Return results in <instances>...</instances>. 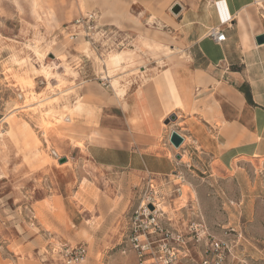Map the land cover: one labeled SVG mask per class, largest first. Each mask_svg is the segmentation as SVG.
<instances>
[{
  "label": "rangeland",
  "instance_id": "1",
  "mask_svg": "<svg viewBox=\"0 0 264 264\" xmlns=\"http://www.w3.org/2000/svg\"><path fill=\"white\" fill-rule=\"evenodd\" d=\"M98 1L86 8L83 0H0V167H11L14 173L20 167L26 171L25 198L0 202V264H42V259L51 255L62 257L65 245L87 247L88 259L79 264H140L130 242V218L153 198L165 226L186 236L190 258L180 264H201L211 239L223 242L224 264H264V157L244 161L238 165L242 170L235 167L234 174L219 173L215 168L214 177L209 179L204 167L186 166L187 171L194 173H176L178 177L170 179L173 199L177 198L176 206L173 205L175 215H171L170 205L165 202L167 192L156 186L154 178L121 172L110 177L109 185L104 176L101 180L97 170L92 169L95 166L89 162L87 146L100 136L99 120L108 105L103 94L113 96L112 82L118 81V92L123 80L119 77L138 73V67L144 65L141 60L123 69L107 70L103 61L123 51L132 52L139 60L140 55L150 51L139 40L138 44L132 41L136 48L126 46L97 57L90 49L85 53L83 43L87 41H70L67 23L80 12L92 9L104 13V22L124 28L106 11L121 14L126 8L116 7V0H101L103 10L96 4ZM36 50H41L46 58L37 56ZM42 64H46L51 82ZM94 70L100 73L98 78L93 75ZM81 71L85 73L82 76ZM102 78L106 80L101 82ZM98 83H106L111 93L96 89ZM115 98L116 95L111 102H116ZM105 126L116 128V118L109 119ZM163 127L169 125L164 122ZM60 156L68 161L60 164ZM184 162L188 163V159ZM65 164L70 172L58 170ZM43 167L55 168L51 173L52 186L44 181L40 187L27 174ZM73 173L80 180L77 189L71 185ZM11 190V186L4 189ZM75 190L80 193L72 195ZM57 194L67 200L72 196L78 203L91 200L99 206V212L84 222L73 205L67 219L57 203H38ZM86 208L93 211L90 202ZM46 214L55 217V229L50 225L54 221ZM166 214L173 220H168ZM48 231L57 237H50ZM101 242L104 252L98 247ZM64 263L67 264L65 260Z\"/></svg>",
  "mask_w": 264,
  "mask_h": 264
},
{
  "label": "crops",
  "instance_id": "2",
  "mask_svg": "<svg viewBox=\"0 0 264 264\" xmlns=\"http://www.w3.org/2000/svg\"><path fill=\"white\" fill-rule=\"evenodd\" d=\"M102 3L99 0L96 4L101 7ZM117 5H123L127 14L116 21L135 43L145 38V29L160 31L165 36L157 40L160 50L150 49L139 56L138 61L143 60L144 65L138 67V73L119 77L123 78L119 80V90L126 91L123 98L111 102L115 91L113 96L103 94L108 105L99 120L100 136L87 146L89 162L95 166L92 169L97 170L98 178L102 180L104 176L109 185L110 177L121 172L154 178L156 186L167 192L165 202L170 205L171 215H175L173 205L176 206L177 198L173 199L170 179L178 177L176 173H194L187 171L186 166L204 167L209 179L214 177L215 168L219 173L234 174L235 167L242 170L238 165L244 161L264 157V44L258 45L256 41L264 35V0H116ZM176 5L181 7L179 14L172 12ZM94 10L104 15L98 9L91 11ZM220 26L226 42L218 44L209 32ZM148 39L153 46L152 36ZM99 74L93 71L97 78ZM106 85L98 83L95 88L111 93ZM173 115L176 121L164 128V122ZM115 118L116 128L105 126ZM173 131L185 139L179 150L170 143ZM186 158L188 163L184 162ZM66 165L58 170L70 172ZM54 169L43 167L27 174L40 187L44 181L52 186ZM25 176V167L16 173L11 167H0V202L25 198ZM70 181L77 189L80 180L74 173ZM9 186L13 190L4 191ZM78 193L75 190L72 195ZM46 200L61 206L67 219L72 205L78 208L84 222L91 221L99 212V206L91 200L88 203L93 211L86 208L87 202L78 203L72 196L67 200L64 195H50L38 203ZM47 217L54 221L50 225L55 229V217ZM98 247L105 251L102 242ZM10 255L16 263L15 256ZM63 263L59 254L42 259V264Z\"/></svg>",
  "mask_w": 264,
  "mask_h": 264
},
{
  "label": "built area",
  "instance_id": "3",
  "mask_svg": "<svg viewBox=\"0 0 264 264\" xmlns=\"http://www.w3.org/2000/svg\"><path fill=\"white\" fill-rule=\"evenodd\" d=\"M66 31L70 41H87L91 53L97 57H103L114 50H123L126 46H131L133 41L121 28L105 23L101 13L96 10L82 13L66 27ZM209 37L218 44L226 42V34L221 26L211 29ZM103 80L106 79H100L101 82ZM150 184V188L154 190L152 182ZM150 204L154 210L148 208ZM130 222V242L140 264H180L190 258L186 236L165 226L156 199H149L146 204H142L130 218ZM194 238H198L197 233ZM61 254L67 264H79L87 257L88 249L85 245H65ZM224 254L223 242L211 239L206 244L201 264H224Z\"/></svg>",
  "mask_w": 264,
  "mask_h": 264
},
{
  "label": "bare ground",
  "instance_id": "4",
  "mask_svg": "<svg viewBox=\"0 0 264 264\" xmlns=\"http://www.w3.org/2000/svg\"><path fill=\"white\" fill-rule=\"evenodd\" d=\"M93 1H95V0H83V2L86 4V5H83L84 7H86V8H90V4H91V2H93ZM104 1H106V0H104ZM116 6V5H115ZM106 14H109V15H112V16H114L115 18H116V20H118V18H120V16L122 17V16H124V15H126L127 14V11H125L124 13H122L121 12V14L120 13H116V11L114 10V11H112L111 9L110 10H108V11H106ZM117 16V17H116ZM115 20V21H116ZM117 22V21H116ZM145 38L142 40L143 41V43L147 46V47H149L150 49H154V50H160L161 49V45L158 43V41L157 40H159L160 39V37L161 36H165L164 34H162V32H160V31H151V30H149V29H146L145 31ZM152 36V39H153V46L152 45H150V43H149V36ZM171 40V39H170ZM172 41V40H171ZM83 45L85 46V49H86V51H85V53H87L88 51V49H89V43L88 42H84L83 43ZM80 47V46H79ZM90 51V50H89ZM36 54H37V56H39V57H43V59H45L46 58V54H42V51L41 50H36ZM169 54H170V52H169ZM166 55H168V54H166ZM261 57V56H260ZM263 57V56H262ZM261 57V58H262ZM136 61H138V58H136V56L132 53V52H130V51H123V52H119V53H116V54H113V55H111L106 61H103V63H104V65L106 66V68H107V70L109 69V68H118V67H120L121 69H123V68H126L127 66H129V65H131V64H134ZM42 62V61H41ZM264 64V63H263ZM125 65H126V67H125ZM41 67H42V70H43V72L45 73V75H46V77H47V79L49 80L50 79V75L46 72V64H42L41 65ZM114 71V70H113ZM264 71V70H263ZM112 72V71H111ZM108 78V77H107ZM21 81V80H20ZM24 81V80H23ZM50 82L52 81V80H49ZM50 82H49V85H50ZM116 82L118 83V81H116V80H114L113 82H112V88L115 90V92H116V98L117 99H119L120 97H123L124 96V94H125V92L123 91V90H119L118 92H117V90H116ZM139 96V95H138ZM115 98V99H116ZM79 109L81 108V106H79L78 107ZM147 109V108H146ZM146 112V111H145ZM146 114H147V112H146ZM145 114V115H146ZM148 116V115H147ZM2 136H3V134H2ZM1 139V138H0ZM160 209H161V207H160ZM164 212V211H163Z\"/></svg>",
  "mask_w": 264,
  "mask_h": 264
},
{
  "label": "water",
  "instance_id": "5",
  "mask_svg": "<svg viewBox=\"0 0 264 264\" xmlns=\"http://www.w3.org/2000/svg\"><path fill=\"white\" fill-rule=\"evenodd\" d=\"M181 11V7L179 5H176L175 7H173L172 12L174 14H179ZM257 44L258 45H263L264 44V35H260L256 38ZM176 121V117L170 116L166 121L165 124L170 125L171 122H175ZM185 142V139L177 132V131H173L170 135V143L172 144V146L175 149H180V147L183 145V143ZM180 156H177V159H180ZM68 161V159L66 157L62 158L59 160L60 164H64ZM148 208L150 210H154V207L150 204L148 206Z\"/></svg>",
  "mask_w": 264,
  "mask_h": 264
}]
</instances>
